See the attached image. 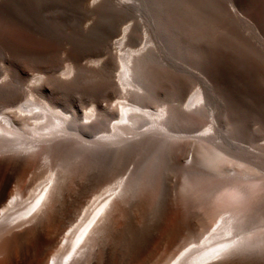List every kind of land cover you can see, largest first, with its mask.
Instances as JSON below:
<instances>
[{
	"label": "bare ground",
	"instance_id": "1",
	"mask_svg": "<svg viewBox=\"0 0 264 264\" xmlns=\"http://www.w3.org/2000/svg\"><path fill=\"white\" fill-rule=\"evenodd\" d=\"M48 1L0 0V54L11 62L0 67V109L11 105L0 113V264H264V228L253 229L262 207L251 201L255 190L264 189V178L247 182L229 174L224 186H233L244 198L222 206L230 215L191 240L185 231L202 222L207 211H196L198 222L186 216L191 208L186 215L176 210L154 245L146 237L156 235L153 226L168 214L148 225L151 234L142 241L131 235L134 227L126 229L128 221L137 224L132 215H144L151 194L154 201L164 194L170 170L186 173L189 187H212L227 173L228 155L250 167L248 156L256 154L230 140L242 137L245 127L233 124L235 99L224 75L207 65L212 83L191 93L195 83L186 74L169 72L148 34L141 33L138 48H127L135 25L117 24V12H138L146 5L150 14L152 5L156 9L169 0H87L88 13L98 19L81 25V38L69 54L74 68L58 75L60 45L44 42L41 13L84 0ZM209 2L264 59V46L244 35L254 27L264 34V0ZM90 43L98 45L97 54L82 49ZM31 69L43 75L31 78ZM91 79L94 83L87 84ZM92 97L99 104L82 108ZM220 97L227 102L222 109L229 133H223L214 113ZM259 147L264 151V144ZM139 217L138 224L147 220Z\"/></svg>",
	"mask_w": 264,
	"mask_h": 264
},
{
	"label": "rangeland",
	"instance_id": "2",
	"mask_svg": "<svg viewBox=\"0 0 264 264\" xmlns=\"http://www.w3.org/2000/svg\"><path fill=\"white\" fill-rule=\"evenodd\" d=\"M38 2L49 3L48 0H38ZM88 7L89 6L87 4V0L86 2L84 0L81 2V4L76 3L75 5H73L68 9L51 10L46 8L41 13L40 22L44 33V35L42 36L44 42L46 41L52 44L60 45L61 52L59 59L63 60V63L61 64L62 65L61 69L56 72L53 69H49L50 71L52 70V72L54 71L56 75L63 72L64 70L70 71V69L74 68L75 62L73 59L69 57V54L71 47L74 44L78 43L81 38L79 33L80 27L81 25L84 27L85 25H87V23L88 24L92 23L94 20L98 19L97 16L90 15L88 13L87 11V9H89ZM145 7H143L142 5V8L138 12H133V13L132 11L128 13L127 10L122 11L120 14L117 12L119 16V17L117 16L118 18L116 20L117 24L122 25V24H126L127 22H132L135 25L134 36L130 38L127 48H131V49L138 48L141 44L140 43L142 39L141 33L145 32L146 34H148L151 43L154 44V46L157 48V52L161 56V60L165 63V66L168 68L169 72L186 74L190 78L191 82L195 83L194 87L190 89L191 93L192 90L203 87L205 82L210 81V83H212V80L206 71L207 68L210 67L214 71L217 70L220 74L224 75L223 77L225 78L226 81L225 84L226 85L230 84L228 85V88L230 90L231 96L233 97V99H235L234 101H232V105L234 109L233 124L244 125L245 127L241 134L242 137L239 138L230 137V140L235 143L237 142L240 143L241 145L249 147L256 152V154L254 155L249 154L248 156V158L252 162L251 164L248 165L250 167H244L241 164L239 165L240 161H238L239 163H237L238 160L237 157L231 158V155L230 156L228 155L227 159L224 162L225 171L228 174L225 173L226 174L225 175L223 173L224 176L222 174L221 176L219 175L220 177L219 176L217 177V180L214 182L212 187H208V186L201 187L198 185L195 187L192 186L189 187L188 182L190 180V177H187L186 173L170 170V173L168 174L169 177L165 181L166 188L164 186L165 189H163L162 191V194L164 193L163 194L164 197L166 196L165 198L167 197L170 198L165 200L163 195H160V197L156 196L155 197V201L157 202L156 203L153 199L154 198L153 195L155 194L153 195L151 194L149 198L152 200L149 199L150 201H148V203L145 205L148 206L147 208L144 207V211H145L143 212L144 215L141 213L142 214V215L140 214L141 217H139L140 215L137 216L139 217V219L146 216L144 218L145 219L147 218L146 221L149 224H146L145 223L146 221L143 222L144 219H140L141 221L143 220L142 221L143 223H141L140 221V223L138 224L139 222V220L137 222L138 218L136 217L137 218L136 219L135 216L132 218L133 215L131 216L130 219H133V221L136 220L135 221V224L137 223L136 226L134 225L133 221H132L133 224L131 223V221H128L130 220L129 218L126 220V222L127 221L129 222L128 224L126 223V229L128 231L130 230L132 231V228L134 227L133 229L135 230L132 231L134 233L132 234V232L131 231L130 232L134 240L137 242V238H138L137 236H140L139 237L140 239L145 235L147 236L149 233L151 234L150 229L152 228L153 224L151 226L150 223H155L153 221H156L159 218H165L169 215L167 218H165V220L161 219L163 220L162 223H164V225L162 223L159 224L157 221L155 227L153 226L154 229L152 228V232L155 233L156 235L153 234L152 235L153 237L150 235H148L147 237L145 236L148 240L150 241L153 240L151 243H153L152 245H154L158 236L160 235L159 232L162 233V231L159 230H161L162 227L163 229H165L164 227H167L165 225H167L168 222L170 223L171 219L175 217L174 214L176 210L182 211L183 213L185 212L184 214L186 215V213H188V211L192 209V212L194 213L189 212L191 214L188 213L186 216H192L194 219H197L198 216L197 213H199V210L203 212L207 211L208 213V215L206 214L207 217H205L204 215V220L205 218L207 219L205 220L206 222L204 220H202V222H199L200 220L197 219L196 221H198L200 224L195 222L193 223V226L191 225L189 228L191 232L189 230L185 231L186 233L185 235L188 236L186 240L189 238H190L189 240H191L192 238H195V236L197 237L198 235L201 236L203 233L209 230L218 220L229 216L230 215L229 211L226 208H224L223 210L222 206L224 207L225 204H226L225 207L234 206V203H236L237 201L240 202V200L244 198L243 193H241V191H239L238 189L234 188L231 185L224 186L226 185L227 179L230 177L229 174L237 178H242L247 182H253L254 180L257 179L258 182L259 181L261 182L262 179L264 178V151H262L259 147L262 144H264V76L262 77V75H264V59L257 54L252 44H249L248 47L247 45L248 42H246L247 38L246 39L245 37L239 38L240 35L238 34V32L234 27H232L231 29L230 28L231 26H229L228 23L227 24L223 23L220 7L215 10V8H213L209 0H169L168 2H159V8L155 9V5H152V10H151L152 13L150 12V14L148 12V8L146 5ZM248 22L246 21V23L249 26H252ZM250 30H253L254 34L252 31L249 32ZM250 30H246V31L244 30V35L247 37L254 38L251 39L258 42L260 45L264 46L263 45L264 42L263 43L261 42L264 41V34L256 30L255 27ZM227 33L228 34L232 33V35L231 34L228 35ZM251 33L253 35H251ZM91 36H94V32L92 33V35H90V37ZM223 36L225 37L228 36V41L225 42L224 40L225 39L227 40V38L225 37L223 38ZM82 49L87 51L88 52L87 54L90 55L98 53L97 51L98 45L94 43L82 45ZM102 56L103 55L99 57L101 58ZM214 56L218 57L219 60L216 59ZM0 57H1L0 67H3L6 64L11 63L9 62L7 56L0 54ZM211 57H213L214 59ZM222 61L224 62V65ZM207 65L208 67L206 68ZM217 65L219 66L217 67ZM158 66L163 68L161 65H159V60H158ZM214 66L216 67L214 68ZM258 66L261 67H259L258 69L257 68ZM254 67L257 68V70ZM31 70L33 71V69ZM32 71H30L31 73H29V76L31 75V78L33 76L37 77L43 75V73L38 70L34 69V71L33 72ZM86 83L89 85L93 84L94 80L93 81L92 79L86 80ZM28 97L29 95L24 96L23 99H21V102L26 100V98ZM38 97L39 96L37 94L34 95V99H38ZM241 99H244L242 101L243 104L239 103L241 102ZM97 104H99L97 98L94 97L90 99L88 98L82 104V108H87ZM225 104H227L225 99L220 97L218 105L214 107V113L215 116L216 115L220 116V118H218L217 116L216 117L218 118V123L222 121L223 130H224L223 133L225 132L229 133L228 130H226L227 129L226 125H224L223 123V121L227 122L225 119L226 118L225 110L222 109V106H224ZM147 106L148 108L151 109L160 107V105L158 104H151V105L148 104ZM9 107H11V105H8L7 107L5 106L4 109ZM4 109H0V113ZM258 155L260 157H258ZM186 159L187 157L183 158V161ZM113 182H114L113 180L110 182L104 181L101 184V186L105 187ZM190 188L192 189L190 190ZM255 191H254L255 193L253 192L251 195L252 198L251 201L253 200V203H256V205L258 206L260 205L262 207V210L259 216L260 218L258 217L259 219L257 220L256 223H254V225L257 227L253 226V229L259 227L264 228V189L260 188ZM185 194L190 195V197L189 196L188 197L191 199L187 197V200L184 201L185 200L184 198L186 197V196L184 197ZM180 197L182 198L181 201L182 202L184 201L183 202L184 204H182L181 201H180L181 202L180 205L179 203H177V201L180 200L179 199ZM169 199H171L172 201ZM168 200L169 202L171 201L168 204L170 207L168 205H165V203L167 204L166 201ZM185 202H187V204H185ZM219 202H221L222 209H220ZM202 203L207 207L202 205ZM183 206L186 207L188 206V210H184L185 207ZM145 208L150 209L148 210L149 212L152 209L151 214L153 212L155 214L153 213L154 215L153 214L149 215V213ZM158 212L161 213L158 214ZM150 216H152V218ZM153 216H155L157 219H155ZM149 220L152 221L149 222ZM165 221H167L166 222L167 224L165 223ZM144 223L146 225H144ZM141 224H143L144 227L139 226ZM157 224L159 225V227H157ZM128 225L129 227H127ZM148 225H150L151 228ZM194 226L197 227L194 229ZM135 227H139V228H135ZM148 227L150 231L147 229ZM129 228L131 229L129 230ZM140 228L142 229V231ZM155 228H159V229H155ZM192 228L194 229V231ZM137 229H139L140 231H137ZM188 232L190 233V235ZM141 239L139 241H142Z\"/></svg>",
	"mask_w": 264,
	"mask_h": 264
}]
</instances>
